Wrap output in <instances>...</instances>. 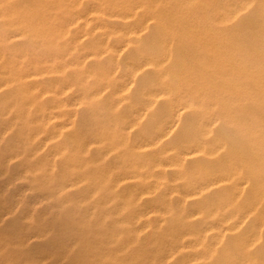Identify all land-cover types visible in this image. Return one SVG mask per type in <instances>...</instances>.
Instances as JSON below:
<instances>
[{
  "label": "bare ground",
  "instance_id": "obj_1",
  "mask_svg": "<svg viewBox=\"0 0 264 264\" xmlns=\"http://www.w3.org/2000/svg\"><path fill=\"white\" fill-rule=\"evenodd\" d=\"M132 3L130 0H118L104 5L103 1H94L89 13L95 19L113 18L126 25L132 14ZM73 4V0H0V88H5L7 93L11 84L17 88L11 99L0 98V222L15 211V205H6L2 201V194L12 181L26 180L27 190L32 192V196L36 195L21 215L28 220L27 225H0V264H168L169 249L157 231L161 221L158 210L140 205L139 197L147 192L136 190L118 195L115 189L119 181L141 179L143 176L139 169L148 170L144 176L147 178L152 174L150 169L179 167L181 155L192 162H203L195 165L194 181L184 196L199 195L195 198L198 200L209 193H219L214 202L206 205V227L202 231L213 230L218 236L221 230L210 226V219L216 220L217 226L221 227L239 224L264 205V114L260 116V110L255 112L256 106L264 110L260 103L264 97L258 99L253 86L239 83L221 85L190 75L183 79L170 78L167 72L159 70L158 81L140 87V94L146 101L154 102L161 96L169 102L168 113L158 118L152 140L159 141L176 131L173 129L176 121L173 116L198 115V118L184 124L188 128L183 127L170 136L168 148L160 147V155L167 156L165 162L157 158L149 163L137 159L133 160L131 167L122 169L95 167V162H101L107 153L117 148L113 130L107 123L88 130L87 135L92 140L81 132L78 139L70 142H66L57 129L46 134L44 126L54 116L45 113L46 110L40 112L43 106L33 94L55 95L57 90L26 87L22 82L61 72L56 65L60 69L68 65L61 61L59 40L66 34L69 24H77L79 20L86 23L84 16L75 12ZM142 30L140 24L138 30L126 27L111 31L119 33L124 42L116 48L109 47L104 40L98 43L97 49L108 53L110 62L77 76L80 80L85 77L95 81L94 88L84 86L81 99L89 100L109 86L103 87L114 72V53L128 44V35L139 34ZM102 34L106 35V30ZM80 39L81 35L75 36L69 49ZM20 40L25 41L26 46H18ZM97 49L91 50L88 56L97 58ZM150 56L145 51L136 53L129 61L130 73L135 76L147 66L156 70L159 61ZM82 62L78 59L70 65L79 66ZM127 84L124 83V87ZM65 88L66 85H61L58 92ZM247 101L249 103L244 104ZM32 108L39 110L34 116H31ZM214 125L221 128L220 135L212 143L203 141ZM11 128H16V141L2 147L1 134ZM231 130L235 136L229 134ZM47 141L55 142L57 150L49 152L44 144ZM91 145L97 146L95 159L89 156ZM143 146L140 141L137 147ZM57 156L63 163L61 180L51 177ZM12 160L18 168L7 180L8 163ZM251 183L256 187L249 197V204L244 206L239 201L245 185ZM81 188L85 192L78 193ZM65 190L68 192L63 200ZM98 197L100 200L95 204L89 201ZM36 204L42 206L41 214L34 217L30 211ZM110 205L115 208L110 210ZM164 209L172 212L169 204ZM126 211L129 216L123 217ZM150 214H157V225L150 227L149 237L138 247L140 231L135 224ZM195 214L202 215V209L194 210L191 215ZM262 225L264 216H256L250 237ZM244 246L240 250H244ZM250 264L256 263L252 259Z\"/></svg>",
  "mask_w": 264,
  "mask_h": 264
},
{
  "label": "rangeland",
  "instance_id": "obj_2",
  "mask_svg": "<svg viewBox=\"0 0 264 264\" xmlns=\"http://www.w3.org/2000/svg\"><path fill=\"white\" fill-rule=\"evenodd\" d=\"M73 1L75 12L83 15L86 23L79 20L77 24H69L66 34L59 40L61 61L68 65L63 69L56 65V69L61 72L35 79L28 78L27 82L22 84L26 87H48L57 90L55 95L33 94L34 99L43 106L40 112L46 110L45 113L54 116L44 126L48 135L57 129L66 142L78 139L81 134L92 140L93 138L87 135L89 129L105 123L109 125L110 130H113L117 148L107 153L101 162H95V167L122 169L131 167L135 162L133 160L137 159L149 163L157 158L165 162L167 156L160 155V147L168 148L171 145L170 136L183 127L188 128L184 125L186 122L198 118V115L190 114L173 116V120H176L173 129L176 131L170 132L159 141L152 140L158 118L168 113L169 102L161 96L156 97L154 102L146 101L140 94V87L158 81L159 70L167 72L170 78L183 79L190 75L198 79H210L221 85L239 83L253 86L256 97H264V0H130L133 2L132 14L126 25L113 18L95 19L93 14L89 13L94 1H103V4L107 5L118 0ZM140 24L143 30L139 34L128 35V44L125 43V47L114 53V72L106 79L103 87L109 86L89 100L81 99L84 86L94 88L95 81L85 77L80 80L79 74L101 68L110 62V55L97 49L98 43L104 40L111 48L123 45L119 33L111 31L126 27L138 30ZM103 30H106V35L102 34ZM80 35V41L74 42L73 47L69 49L74 37ZM17 45L26 46V43L20 40ZM94 49L98 50L97 58L88 56ZM142 51L156 58L159 67L156 70L148 66L143 67L133 76L129 71V61L136 53ZM78 59L83 60L81 65H70ZM124 83H128L127 86L124 87ZM61 85H66L67 88L59 93ZM4 90L5 88H0V98L11 99L17 88L11 84L8 93ZM248 103L249 101L244 102ZM260 103L264 106V100ZM38 108L31 109V116L39 112ZM258 111L260 116L264 114L260 106L255 107V112ZM233 131L229 134L235 136ZM220 132L221 128L214 125L212 132L203 141L212 143ZM1 135L2 147L8 143L12 144L16 141V128H11ZM140 141L145 146L137 147ZM33 143L36 144V141ZM44 144L49 152L57 150L53 141ZM96 147L90 146L89 156L92 159L98 154ZM184 157L180 156L179 167L150 169L152 174L147 178L144 176L146 172L149 173L148 170L145 172V169H139L143 176L141 179L118 182L115 189L118 195L129 191H146L147 193L139 197L140 205L154 207L161 218L158 225L155 222L157 214L145 215L136 222L135 226L140 231L138 247L149 237L150 227L156 224L160 240L169 249L168 264H250L252 259L256 264H264V225L250 237L254 218L264 216V205L239 224L221 227L217 226L216 220L210 219V226L221 230L218 236L213 230L202 231L206 227V205L214 202L219 193H209L198 200L195 198L199 195L184 196L194 181L195 165L203 163L192 162ZM59 159L57 156L51 175L54 180L62 178L63 163ZM17 168L15 161L8 163L7 180ZM26 184V180H14L2 194V201L6 205H15V211L12 215L4 216L0 225L22 227L29 223L21 215L27 210L29 201L35 200L36 195L32 196ZM194 186L197 188V185ZM255 187L254 183L245 185L239 201L241 204H249V197ZM66 192L68 191L65 190L62 194L63 200ZM83 192L85 190L81 188L78 193ZM99 200L100 197L89 201L95 204ZM167 204L172 207V212L165 211L164 206ZM41 207L39 204L34 205L31 214L34 217L40 215ZM109 207L110 210L115 208L113 205ZM199 208L203 211L202 215H191ZM128 216L129 212L123 213V217ZM146 224L148 226H145ZM243 245L245 249L240 250Z\"/></svg>",
  "mask_w": 264,
  "mask_h": 264
}]
</instances>
